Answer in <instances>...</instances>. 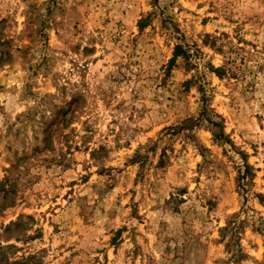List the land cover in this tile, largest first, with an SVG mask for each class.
I'll list each match as a JSON object with an SVG mask.
<instances>
[{
    "label": "rangeland",
    "instance_id": "374dc122",
    "mask_svg": "<svg viewBox=\"0 0 264 264\" xmlns=\"http://www.w3.org/2000/svg\"><path fill=\"white\" fill-rule=\"evenodd\" d=\"M0 264H264V0H0Z\"/></svg>",
    "mask_w": 264,
    "mask_h": 264
},
{
    "label": "trees",
    "instance_id": "16d2710c",
    "mask_svg": "<svg viewBox=\"0 0 264 264\" xmlns=\"http://www.w3.org/2000/svg\"><path fill=\"white\" fill-rule=\"evenodd\" d=\"M181 55H185V52L183 50V48L181 46H177L176 50H175V57L174 59L171 61V64L175 62V59Z\"/></svg>",
    "mask_w": 264,
    "mask_h": 264
}]
</instances>
